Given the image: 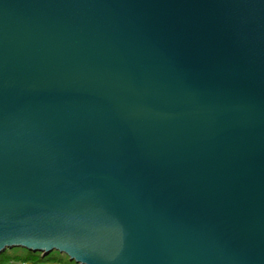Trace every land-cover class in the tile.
<instances>
[{
    "label": "water",
    "instance_id": "1",
    "mask_svg": "<svg viewBox=\"0 0 264 264\" xmlns=\"http://www.w3.org/2000/svg\"><path fill=\"white\" fill-rule=\"evenodd\" d=\"M264 264V0H0V256Z\"/></svg>",
    "mask_w": 264,
    "mask_h": 264
},
{
    "label": "rangeland",
    "instance_id": "2",
    "mask_svg": "<svg viewBox=\"0 0 264 264\" xmlns=\"http://www.w3.org/2000/svg\"><path fill=\"white\" fill-rule=\"evenodd\" d=\"M2 255H6L11 257L10 260L4 261L2 264H76L75 262H71L70 259L66 255L62 254H50L48 257L49 258H56L58 261H50L47 258L43 259V255L40 253L33 254L27 250L24 249H12V250H7L5 253ZM34 256L38 257V261H25L22 262V260H27L28 258H32ZM19 258V259H16Z\"/></svg>",
    "mask_w": 264,
    "mask_h": 264
},
{
    "label": "trees",
    "instance_id": "3",
    "mask_svg": "<svg viewBox=\"0 0 264 264\" xmlns=\"http://www.w3.org/2000/svg\"><path fill=\"white\" fill-rule=\"evenodd\" d=\"M54 254H57L56 252H54ZM49 256V255H48ZM48 256H44L43 257V259H45V258H47ZM11 259V257H9V256H6V255H1L0 256V264H2L4 261H8V260H10ZM16 259H19V258H16ZM48 260H50V261H58V259H56V258H47ZM38 261V257L37 256H34V257H32V258H28L27 260H22V262H25V261Z\"/></svg>",
    "mask_w": 264,
    "mask_h": 264
}]
</instances>
